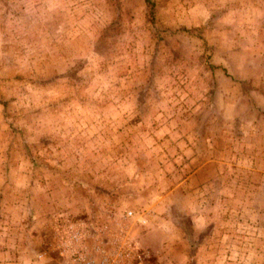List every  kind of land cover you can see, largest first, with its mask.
Listing matches in <instances>:
<instances>
[{
	"label": "rangeland",
	"instance_id": "obj_1",
	"mask_svg": "<svg viewBox=\"0 0 264 264\" xmlns=\"http://www.w3.org/2000/svg\"><path fill=\"white\" fill-rule=\"evenodd\" d=\"M186 1L0 0V221L31 252L67 263L62 215L149 264H264V90L174 24Z\"/></svg>",
	"mask_w": 264,
	"mask_h": 264
},
{
	"label": "crops",
	"instance_id": "obj_2",
	"mask_svg": "<svg viewBox=\"0 0 264 264\" xmlns=\"http://www.w3.org/2000/svg\"><path fill=\"white\" fill-rule=\"evenodd\" d=\"M37 6L39 8V3ZM171 20L184 30L201 28L205 31L208 51L215 50L214 53L221 55L220 61L209 59L210 62L221 65L224 74L230 70L228 64L236 66L239 82L253 80L256 83L257 80L255 87L264 90V0H188L176 6ZM194 55L191 57H196ZM206 70L213 72L209 64ZM260 97L264 103V95ZM4 223L0 221V264L64 263L60 256L46 250L45 244L32 246L31 252L24 245V239L16 240L8 235ZM32 236L38 241V235Z\"/></svg>",
	"mask_w": 264,
	"mask_h": 264
},
{
	"label": "built area",
	"instance_id": "obj_3",
	"mask_svg": "<svg viewBox=\"0 0 264 264\" xmlns=\"http://www.w3.org/2000/svg\"><path fill=\"white\" fill-rule=\"evenodd\" d=\"M123 215L126 219L134 216L146 221L132 209H126ZM53 218L51 247L67 257V264H149V250L138 243L128 227L110 229L108 242L97 241L92 246L85 240V221H72L62 215ZM106 226H101V230L105 232Z\"/></svg>",
	"mask_w": 264,
	"mask_h": 264
}]
</instances>
